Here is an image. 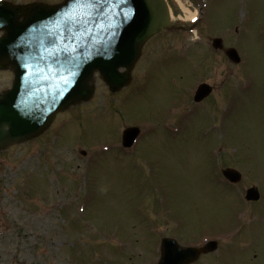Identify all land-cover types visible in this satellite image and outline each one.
Here are the masks:
<instances>
[{
    "label": "rangeland",
    "instance_id": "374dc122",
    "mask_svg": "<svg viewBox=\"0 0 264 264\" xmlns=\"http://www.w3.org/2000/svg\"><path fill=\"white\" fill-rule=\"evenodd\" d=\"M180 1L199 13L198 35H163L173 55L144 61L146 47L129 88L112 99L96 81V99L63 113L57 132L0 153V264H152L157 235L173 234L220 241L222 264H264V207L243 201L251 185L264 201V0H222L208 14L204 0ZM176 6L174 19L188 17ZM215 37L238 44L240 65L212 49ZM12 80L0 72V90ZM202 82L215 91L195 106ZM133 124L146 135L127 152ZM226 166L243 173L239 186L223 185ZM242 226L247 248L228 252Z\"/></svg>",
    "mask_w": 264,
    "mask_h": 264
},
{
    "label": "water",
    "instance_id": "95a60500",
    "mask_svg": "<svg viewBox=\"0 0 264 264\" xmlns=\"http://www.w3.org/2000/svg\"><path fill=\"white\" fill-rule=\"evenodd\" d=\"M96 3L102 5V10L88 9L92 13L88 24L73 29L78 37L76 51L71 54V62L64 61L59 75L49 71L40 75L34 67L26 65L45 68L38 47L47 41L42 42L38 36L52 28L50 18L54 15L60 22L55 27H68L64 18L76 7L73 0L55 8H20L0 3V31L5 32L0 38V69L11 67L15 71L12 90L0 94V150L37 137L52 124L57 113L74 103L88 101L92 95L88 85L97 70L112 90L122 89L129 82V71L145 41L171 27L165 0H96ZM214 47L221 49L222 41L215 40ZM227 55L235 63L240 62L236 50H228ZM121 67H126L128 73L120 74ZM57 76L60 78L55 79ZM209 93V87L202 85L195 100L200 102ZM134 130L124 133L127 147L138 135L139 131ZM223 174L232 183H239L242 178L234 169L224 170ZM246 198L257 201L260 195L253 188ZM216 247V243H210L206 249L213 251ZM206 249L202 251L206 253ZM202 251L166 246L161 264H189Z\"/></svg>",
    "mask_w": 264,
    "mask_h": 264
},
{
    "label": "snow or ice",
    "instance_id": "6c2138e0",
    "mask_svg": "<svg viewBox=\"0 0 264 264\" xmlns=\"http://www.w3.org/2000/svg\"><path fill=\"white\" fill-rule=\"evenodd\" d=\"M76 6L71 12L65 14V23L67 28L58 26L54 31L48 33L47 43L41 48L40 59L45 62V68L41 69L38 65H26V67H34L35 71L43 75L44 71H49L54 75H59L64 65L61 59L71 62V54L76 51L78 37L73 30L77 26L88 24V18H91V11L102 5H98L96 0H73ZM65 33H68L67 35Z\"/></svg>",
    "mask_w": 264,
    "mask_h": 264
},
{
    "label": "bare ground",
    "instance_id": "6f19581e",
    "mask_svg": "<svg viewBox=\"0 0 264 264\" xmlns=\"http://www.w3.org/2000/svg\"><path fill=\"white\" fill-rule=\"evenodd\" d=\"M183 10L189 15L188 16V19L195 18L196 14H193L192 12H190L189 10H187L184 6H183Z\"/></svg>",
    "mask_w": 264,
    "mask_h": 264
},
{
    "label": "flooded vegetation",
    "instance_id": "af4514ba",
    "mask_svg": "<svg viewBox=\"0 0 264 264\" xmlns=\"http://www.w3.org/2000/svg\"><path fill=\"white\" fill-rule=\"evenodd\" d=\"M62 0L58 1V2H61ZM58 2H53V3H58Z\"/></svg>",
    "mask_w": 264,
    "mask_h": 264
}]
</instances>
